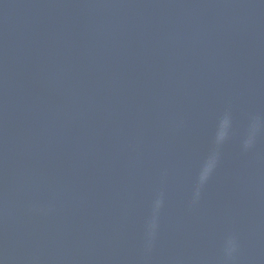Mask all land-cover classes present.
Masks as SVG:
<instances>
[{
	"label": "water",
	"instance_id": "1",
	"mask_svg": "<svg viewBox=\"0 0 264 264\" xmlns=\"http://www.w3.org/2000/svg\"><path fill=\"white\" fill-rule=\"evenodd\" d=\"M0 264H264V0H0Z\"/></svg>",
	"mask_w": 264,
	"mask_h": 264
}]
</instances>
